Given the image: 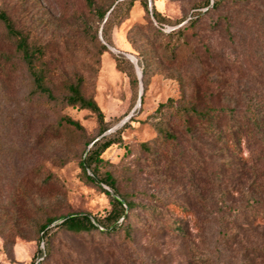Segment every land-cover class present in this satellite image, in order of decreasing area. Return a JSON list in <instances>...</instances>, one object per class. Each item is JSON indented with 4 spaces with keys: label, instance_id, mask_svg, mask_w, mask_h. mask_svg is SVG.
Instances as JSON below:
<instances>
[{
    "label": "rangeland",
    "instance_id": "rangeland-1",
    "mask_svg": "<svg viewBox=\"0 0 264 264\" xmlns=\"http://www.w3.org/2000/svg\"><path fill=\"white\" fill-rule=\"evenodd\" d=\"M206 1L149 0L147 12L134 0L128 18L110 30L113 45L99 54L104 23L96 10L110 13L118 2L93 0L92 8L87 0H0L15 28L43 49L37 67L54 95L64 96L65 84L81 77L85 95L113 123L101 135L90 111L35 94L17 40L0 22V264L44 259L38 228L48 217L107 214L109 198L85 181L79 162L90 140L125 124L123 142L103 154L101 172L116 179L117 193L158 213L134 211L128 244L118 236L52 233L46 264H264V222L254 217L258 207L264 209V163L245 164L248 153L239 156L203 133L192 137L177 117L154 115L170 99L241 110L264 100V0L197 9ZM154 10L165 32L187 25L198 11L203 15L181 41L157 31ZM174 45L171 55L166 49ZM120 52L151 65L147 89L139 88L141 103L117 68ZM63 117L79 122L84 132H58ZM163 127L177 139L163 141ZM48 175L52 180L45 183ZM170 204L191 213L174 215ZM170 218L181 220L186 236L169 229Z\"/></svg>",
    "mask_w": 264,
    "mask_h": 264
},
{
    "label": "trees",
    "instance_id": "trees-1",
    "mask_svg": "<svg viewBox=\"0 0 264 264\" xmlns=\"http://www.w3.org/2000/svg\"><path fill=\"white\" fill-rule=\"evenodd\" d=\"M118 2L115 9L96 10L99 19L104 23L102 29L103 43H100L99 54L108 51V46L113 45L110 35V30L115 24L124 22L129 15L130 10L134 5V0H114ZM145 10L149 12V0H140ZM228 0H215L211 5V0H207L197 9L208 8L216 10ZM234 5L246 6L249 0H230ZM90 7L94 8L93 0H87ZM154 18L158 23V32L167 37H177L184 41L185 34L192 28H195L199 19L203 15L201 11L195 14V18L188 21L187 25L174 29L170 32H165L163 29V19L158 12H153ZM0 22L4 25L9 36L17 40V51L22 55L26 69L33 80L34 93L41 95L51 102L61 105L76 107L81 110H88L93 113L99 125L100 134L103 135L109 131L113 123L107 122L103 111L93 97H88L83 91V78L77 77L65 84L66 93L62 97H56L48 84V76L45 71L38 69L37 64L41 61L44 55L43 49L29 41V37L17 30L8 17V15L0 10ZM98 36V35H97ZM96 36L97 40L98 37ZM180 43V42H179ZM177 45V44H176ZM176 45L172 46L169 53L173 55L176 51ZM145 58H137V62L131 61L122 52L116 57L117 68L126 73L130 80V85L136 95V101L139 94V88L142 84L144 90L147 89V77L149 72V63L145 62ZM140 69L142 80L139 79L136 69ZM143 97L141 101L143 102ZM177 117L182 120L186 133L197 136L200 133L210 136L216 142L222 144L226 149H230L235 154L242 156L248 153V158L242 160L245 164H251L253 167L259 163H264V100L263 102H253L249 104L245 110L238 108H199L193 105H178L174 99H170L167 103L161 104L154 115ZM196 118V124L192 122V118ZM125 124L122 128L116 130L112 134L102 136L99 140H90L88 144H92L91 149L86 151L81 158L80 168L82 170L85 181L97 185L107 195L110 200L111 209L105 216H92L89 214H71L62 217H48L39 225L38 232L45 242V251L40 250L39 256L45 257L37 261L35 259L31 264H46L47 258L52 253V238L53 234L59 232H67L74 235H93L98 234L101 237L118 236L123 239V243H132L134 240L135 226L132 223V218L135 216L134 211L141 207L142 209L155 215L158 209L155 207L143 206L135 204L126 196L117 193L116 179L110 173H102L101 167L104 162L103 154L113 145H118L123 142L121 133L126 128ZM66 128H72L76 131L84 132V128L77 121L69 117L60 118L56 124L58 132ZM160 136L166 143L177 139L175 134L168 128H161ZM244 146V148H243ZM141 147L144 151L151 152V144L142 143ZM92 173V176L89 174ZM41 173V172H40ZM52 180V176L48 175L44 180L45 183ZM108 186L113 193L104 189L102 186ZM264 208V204L262 205ZM169 212L174 215H182L191 213L187 207H182L177 204L168 206ZM255 210L254 217L257 221L264 222V209ZM171 219L168 224L169 229L176 234L186 236L184 226L177 220ZM60 221V223H57ZM53 233V234H52Z\"/></svg>",
    "mask_w": 264,
    "mask_h": 264
},
{
    "label": "water",
    "instance_id": "water-1",
    "mask_svg": "<svg viewBox=\"0 0 264 264\" xmlns=\"http://www.w3.org/2000/svg\"><path fill=\"white\" fill-rule=\"evenodd\" d=\"M128 58H130L127 54H125ZM131 59V58H130ZM132 61H134L133 59H131ZM136 64V62H135ZM137 65V64H136ZM137 71H138V74H139V78L140 80L142 79V73L140 71V69L137 67ZM142 96V89H141V93H140V97ZM139 103H141V98H139ZM107 135V134H106Z\"/></svg>",
    "mask_w": 264,
    "mask_h": 264
}]
</instances>
